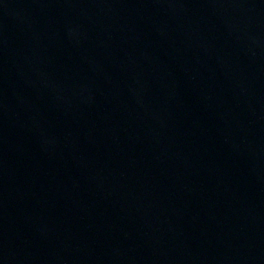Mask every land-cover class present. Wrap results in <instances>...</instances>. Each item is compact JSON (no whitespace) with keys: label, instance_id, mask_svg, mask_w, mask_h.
I'll return each mask as SVG.
<instances>
[{"label":"water","instance_id":"obj_1","mask_svg":"<svg viewBox=\"0 0 264 264\" xmlns=\"http://www.w3.org/2000/svg\"><path fill=\"white\" fill-rule=\"evenodd\" d=\"M0 264H264V0H0Z\"/></svg>","mask_w":264,"mask_h":264}]
</instances>
